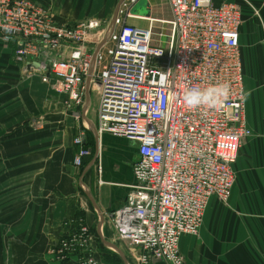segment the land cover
Returning <instances> with one entry per match:
<instances>
[{"label":"built area","instance_id":"obj_1","mask_svg":"<svg viewBox=\"0 0 264 264\" xmlns=\"http://www.w3.org/2000/svg\"><path fill=\"white\" fill-rule=\"evenodd\" d=\"M135 1H123L119 13L130 17L128 6ZM167 2L171 18L149 19L147 28L116 18L119 29L107 37L106 49L91 55L87 46L103 38L104 21L59 24L39 4L0 0V40L14 46L13 59L22 75L39 77L64 95L65 108L73 110L82 104L84 78L94 63L98 133L137 143L135 183L125 203L110 213L116 235L136 264L151 259L186 264L180 237L198 236L211 199L228 203L239 149L252 135L239 41L240 3ZM221 82L229 83L230 92L215 108L185 105L187 88ZM71 113L80 119L78 111ZM81 141L74 139L75 144ZM88 154L82 148L74 166ZM91 242L89 227L80 222L52 249L54 259L63 263L74 254V264H100Z\"/></svg>","mask_w":264,"mask_h":264},{"label":"crops","instance_id":"obj_2","mask_svg":"<svg viewBox=\"0 0 264 264\" xmlns=\"http://www.w3.org/2000/svg\"><path fill=\"white\" fill-rule=\"evenodd\" d=\"M32 1L50 9L59 24L75 25L88 18L104 21L103 38L87 46L91 55L106 49L107 37L119 29L116 18L139 28H147L149 19L171 18L167 0H136L128 6L130 17L119 13L125 0ZM215 1L240 3L244 74L243 58L252 54L261 68L264 0H248L258 15L243 0ZM161 40L164 44L165 37ZM245 48L254 51L245 52ZM13 52L12 44L0 40V58L8 63H0V264H74V254L60 263L52 249L80 222L90 229L100 264H132L135 259L117 238L110 213L125 203L135 183L132 167L138 145L98 133L96 66L92 63L84 78L82 104L67 110L64 95L37 76L22 75L13 63ZM260 77L263 84L264 72ZM245 101L252 135L239 149L230 199L227 204L211 199L198 236L180 237L179 250L186 264H264V107L258 103L257 90ZM74 110L79 120L73 118ZM77 137L81 144L74 143ZM82 148L89 154L82 157L80 166H74L73 158ZM148 264L166 263L151 259Z\"/></svg>","mask_w":264,"mask_h":264},{"label":"clouds","instance_id":"obj_3","mask_svg":"<svg viewBox=\"0 0 264 264\" xmlns=\"http://www.w3.org/2000/svg\"><path fill=\"white\" fill-rule=\"evenodd\" d=\"M230 92V85L227 82L208 85L206 87H190L184 91L183 101L189 109H196L202 106L215 108Z\"/></svg>","mask_w":264,"mask_h":264},{"label":"rangeland","instance_id":"obj_4","mask_svg":"<svg viewBox=\"0 0 264 264\" xmlns=\"http://www.w3.org/2000/svg\"><path fill=\"white\" fill-rule=\"evenodd\" d=\"M31 1L32 3H35L38 5V3L32 1V0H29ZM248 1V0H247ZM249 3H251L250 1H248ZM252 4V3H251ZM253 5V4H252ZM39 6V5H38ZM42 8L48 10L54 20V16L51 12L50 9L42 6ZM253 8H255V6L253 5ZM256 9V8H255ZM89 19V18H88ZM86 20V19H84ZM82 20V21H84ZM55 21V20H54ZM80 21V22H82ZM14 51H15V48H14ZM245 52H253L254 49H246L244 50ZM245 57V56H244ZM244 59V62H245V66H246V73H245V77L247 79V81L244 83V90H245V96H249V98H253L254 97V93H255V90H257L259 93H260V100L258 103L262 104L263 107H264V79H263V84H261V74L264 72V59H263V62L261 61V64L262 67L260 68L256 62L254 61V59H258L257 56H255L254 54H252V56L250 57H247V58H243ZM0 63H4V64H8L7 61H3L2 57L0 58ZM13 63L15 64V60H13ZM17 64V63H16ZM263 70V71H262ZM247 85L250 86L249 90L251 88H253L252 91H247ZM255 89V90H254ZM263 90V91H262ZM263 92V95L261 94ZM252 95V97H251ZM247 103V101H246ZM247 107V106H246ZM247 118H248V115H247ZM92 236V234H91ZM117 255V254H116ZM130 256L131 258L134 260L133 258V255L132 253L130 252ZM130 259V258H129ZM135 261V260H134ZM134 261L132 262V264L134 263Z\"/></svg>","mask_w":264,"mask_h":264},{"label":"bare ground","instance_id":"obj_5","mask_svg":"<svg viewBox=\"0 0 264 264\" xmlns=\"http://www.w3.org/2000/svg\"><path fill=\"white\" fill-rule=\"evenodd\" d=\"M117 236V235H116ZM117 238H118V236H117Z\"/></svg>","mask_w":264,"mask_h":264},{"label":"water","instance_id":"obj_6","mask_svg":"<svg viewBox=\"0 0 264 264\" xmlns=\"http://www.w3.org/2000/svg\"><path fill=\"white\" fill-rule=\"evenodd\" d=\"M33 65H36V64H33Z\"/></svg>","mask_w":264,"mask_h":264}]
</instances>
